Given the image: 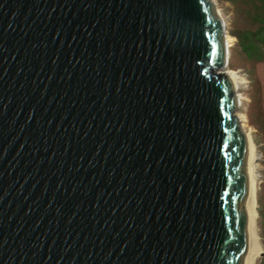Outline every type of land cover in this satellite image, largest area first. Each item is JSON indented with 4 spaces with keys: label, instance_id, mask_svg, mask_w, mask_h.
Here are the masks:
<instances>
[{
    "label": "water",
    "instance_id": "obj_1",
    "mask_svg": "<svg viewBox=\"0 0 264 264\" xmlns=\"http://www.w3.org/2000/svg\"><path fill=\"white\" fill-rule=\"evenodd\" d=\"M224 36L212 0H0V264H246Z\"/></svg>",
    "mask_w": 264,
    "mask_h": 264
},
{
    "label": "rangeland",
    "instance_id": "obj_2",
    "mask_svg": "<svg viewBox=\"0 0 264 264\" xmlns=\"http://www.w3.org/2000/svg\"><path fill=\"white\" fill-rule=\"evenodd\" d=\"M212 1L225 34L233 39L227 49L225 67L240 80H245L235 92L242 97L236 112L244 115L241 129L248 134L258 156L255 230L262 253L256 254L254 264H264V59H258L264 56V45L256 44L257 55L249 56L251 48L247 40L249 33L264 19V0Z\"/></svg>",
    "mask_w": 264,
    "mask_h": 264
},
{
    "label": "bare ground",
    "instance_id": "obj_3",
    "mask_svg": "<svg viewBox=\"0 0 264 264\" xmlns=\"http://www.w3.org/2000/svg\"><path fill=\"white\" fill-rule=\"evenodd\" d=\"M225 43L226 49H228L229 43L233 40L230 36L225 34ZM227 58H228V50H227ZM227 62V61H226ZM226 66V64H225ZM222 73L226 74L229 78H231L234 82V93L238 85L245 83V80H240L237 76H235L234 72L230 71L226 67L223 68ZM237 99V106L240 103L242 97L235 93ZM235 115L239 121L240 127H243V119L244 115L241 113L235 112ZM247 146H246V168H247V202H246V210L249 215V233L247 239V261L246 264H254L256 260V254L261 252V248L259 245L258 235L255 230V217H256V183H257V174H256V159L257 154L254 148L253 143L251 142L247 133H244ZM262 253V252H261ZM260 253V254H261Z\"/></svg>",
    "mask_w": 264,
    "mask_h": 264
},
{
    "label": "trees",
    "instance_id": "obj_4",
    "mask_svg": "<svg viewBox=\"0 0 264 264\" xmlns=\"http://www.w3.org/2000/svg\"><path fill=\"white\" fill-rule=\"evenodd\" d=\"M247 40H248V45H250L251 48V52L249 56L257 55L256 44L264 45V19L261 20L260 25L255 31L249 33V35L247 36ZM258 59L259 60L264 59V56L260 55L258 56Z\"/></svg>",
    "mask_w": 264,
    "mask_h": 264
}]
</instances>
